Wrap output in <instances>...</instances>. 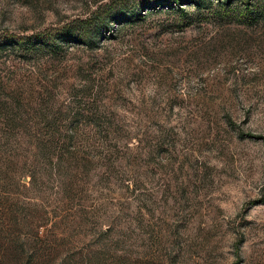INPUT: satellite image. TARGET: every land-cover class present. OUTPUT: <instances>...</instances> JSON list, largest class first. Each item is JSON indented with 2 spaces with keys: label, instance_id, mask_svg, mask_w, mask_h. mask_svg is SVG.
I'll return each instance as SVG.
<instances>
[{
  "label": "rangeland",
  "instance_id": "374dc122",
  "mask_svg": "<svg viewBox=\"0 0 264 264\" xmlns=\"http://www.w3.org/2000/svg\"><path fill=\"white\" fill-rule=\"evenodd\" d=\"M262 137L264 0H0V264H264Z\"/></svg>",
  "mask_w": 264,
  "mask_h": 264
},
{
  "label": "trees",
  "instance_id": "16d2710c",
  "mask_svg": "<svg viewBox=\"0 0 264 264\" xmlns=\"http://www.w3.org/2000/svg\"><path fill=\"white\" fill-rule=\"evenodd\" d=\"M189 3L195 4L197 7L205 6L207 2H212V0H188ZM219 4H227L230 2V0H217ZM76 25H65L62 27H59L57 29H50L49 31H43L39 33H35L31 36L27 37H21L20 42L15 41L17 39H11V43L15 42V45H18L19 43H22L25 45L26 49L28 50H42L47 49L49 51L55 52L58 48V44H56V39H62L63 41H82L81 35L83 33L87 34L89 31V20L86 19H79L76 21ZM76 28L80 30V32H76ZM76 130L72 127L65 128L63 130L57 131L56 135H52L53 137L56 136L58 140H61L62 143L58 144V141L52 142L47 145H42V153L44 155H52V156H58L59 168H63L64 172L66 174H71L73 172V169L71 168V164L73 160H77L76 155V146L73 143V139L75 137ZM264 141V137H262ZM75 157L76 159H73ZM73 176V175H72ZM47 255L50 256L52 254V248L47 249Z\"/></svg>",
  "mask_w": 264,
  "mask_h": 264
}]
</instances>
